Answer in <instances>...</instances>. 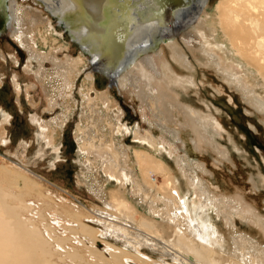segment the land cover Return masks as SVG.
Returning <instances> with one entry per match:
<instances>
[{"label":"bare ground","instance_id":"6f19581e","mask_svg":"<svg viewBox=\"0 0 264 264\" xmlns=\"http://www.w3.org/2000/svg\"><path fill=\"white\" fill-rule=\"evenodd\" d=\"M34 1L108 78H117L121 85L138 84L143 79L142 88H148L151 94L155 92L154 98L146 96L145 102L153 104L158 113L168 108L166 104L173 103H169L166 91L156 83L154 76L159 73L154 58L149 55L160 54L162 51H156L160 44H165L172 59L180 67L188 68L190 59L187 61L176 43L168 39L190 23L200 38L205 57L204 62L197 61L199 64L213 67L232 82L246 79L254 93L255 87L264 89V0H220L210 13L204 8L208 0ZM4 3L8 13L5 24L20 46L31 57L52 62L56 76L62 80V90L70 89L74 74L83 67L86 58L65 55L58 59L56 50L67 49L59 44L58 38L54 39L58 47L51 48L54 54L36 53L38 37L45 46L49 41L48 35L40 34L41 27L59 38L61 34L41 12L28 7L29 15L24 16L16 13L15 0ZM164 66L170 69L167 63ZM132 67L137 72L130 70ZM87 77L91 80V75ZM174 81L168 78L167 84L173 86L177 82ZM92 86L90 82L94 90ZM244 91L249 95V90ZM259 95L255 93L249 102L264 114V98ZM104 102L108 105L110 100L104 97ZM32 121L45 128L36 115ZM197 121L203 125V120ZM115 127L117 132L118 126ZM85 133L87 138H80L84 141L82 149L92 154L107 175L118 181L117 190L109 192L106 199L105 190L98 186L88 188L101 204L91 211L81 203L62 200L60 195L53 197L49 189L41 191L38 185L32 186V182L29 184L21 177L18 182L17 174L10 177L5 174L8 179L0 186V264H264V247L253 239L235 234L226 241L212 216L222 217L224 202L211 199L195 175H186L187 190H194L190 200L182 195L179 182L159 157L136 151L139 174L135 175L127 169L125 150L122 157L116 148L103 150L88 131ZM150 138L143 140L154 145ZM51 139L47 140L49 144ZM179 164L176 165L181 173L188 172L185 164L182 167ZM152 175L162 177L163 181L154 184ZM128 182L137 187L134 196L139 201L127 195L124 187ZM136 214L141 220L133 219ZM58 228L63 231L62 236L57 233ZM66 233L74 236L63 238ZM96 242L100 244L99 250L94 248ZM143 249L155 253L156 259L146 256Z\"/></svg>","mask_w":264,"mask_h":264},{"label":"rangeland","instance_id":"374dc122","mask_svg":"<svg viewBox=\"0 0 264 264\" xmlns=\"http://www.w3.org/2000/svg\"><path fill=\"white\" fill-rule=\"evenodd\" d=\"M15 1L16 13L29 15L26 9L30 7L49 18L34 0ZM219 1L208 0V6L204 8L208 13L213 12ZM49 22L61 37L39 27L40 34L48 35L49 41L45 46L38 37L36 53L54 54L51 48L58 47L54 40L58 38L59 44L67 48L56 50L58 59L65 55L86 58L53 18H49ZM192 25L190 23L168 39L176 43L187 61L190 59L188 68L180 67L172 59L165 44H160L156 51H162L160 54L149 55L154 58L159 73L153 75L156 83L166 91L169 103H173L172 106L166 104L168 108L158 113L152 101V105L145 102L146 96L154 98L155 92L151 94L148 88H142L143 79L138 84H118L117 78L109 79L88 58L74 74L71 88L62 90V80L56 76L52 62L31 57L5 24L6 27L0 30V184L3 182L0 186L13 173L19 175L18 182L21 178L26 179L32 186L38 185L41 191L49 189L53 197L60 195L62 200L81 203L91 211L93 207H101L88 188L98 186L105 190V198L109 199V194L117 190L119 183L107 175L92 154L82 149L84 141L80 138H87L85 131H88L94 143L103 150L116 148L121 157V153L126 152L127 169L135 175L139 174L136 151L159 157L179 182L184 191L182 195L190 200L194 190H187L186 175H195L211 199L224 202L222 217L212 216L226 241L236 234L249 237L264 247V114L257 112L249 102L255 93L264 98V89L255 87L254 93L246 79L232 82L213 67L199 64L197 61L204 62L205 57ZM165 63L170 69L164 66ZM130 70L137 72L135 67ZM168 78L173 82L176 80L175 85L169 86ZM186 79L191 82H182ZM244 90H249V95ZM103 96L110 100V106ZM35 115L45 128L32 121ZM197 119L203 120V125L198 124ZM49 137H52L50 144ZM143 138H150L154 145ZM180 162L181 167L187 166L188 172L181 173L177 169L176 164ZM162 179L151 176L156 185ZM131 184L128 182L124 189L137 202L138 197L134 196L137 187ZM133 219L141 220L138 214ZM57 233L62 236L63 231L58 228ZM72 235L66 233L63 238ZM94 248L99 250L100 244L96 242ZM142 252L156 259V254L151 251L143 249Z\"/></svg>","mask_w":264,"mask_h":264},{"label":"water","instance_id":"95a60500","mask_svg":"<svg viewBox=\"0 0 264 264\" xmlns=\"http://www.w3.org/2000/svg\"><path fill=\"white\" fill-rule=\"evenodd\" d=\"M5 0H0V30H2L5 26V21L8 13H6L7 9L5 8ZM181 5L184 4V2L180 3ZM111 79V78H109Z\"/></svg>","mask_w":264,"mask_h":264}]
</instances>
